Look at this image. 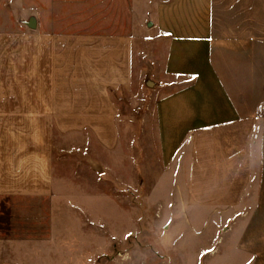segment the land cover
Returning <instances> with one entry per match:
<instances>
[{
  "label": "crops",
  "instance_id": "crops-1",
  "mask_svg": "<svg viewBox=\"0 0 264 264\" xmlns=\"http://www.w3.org/2000/svg\"><path fill=\"white\" fill-rule=\"evenodd\" d=\"M17 23L0 30V196L50 197L52 125L134 153L115 92L134 81L136 37L52 32L31 7ZM156 25L168 39L170 91L155 103L165 171L150 197L159 216L186 218L170 220L162 240L182 264H264V0H159ZM107 196L92 198L114 206ZM177 200L185 209L164 213ZM111 207L91 210L110 232Z\"/></svg>",
  "mask_w": 264,
  "mask_h": 264
},
{
  "label": "rangeland",
  "instance_id": "rangeland-1",
  "mask_svg": "<svg viewBox=\"0 0 264 264\" xmlns=\"http://www.w3.org/2000/svg\"><path fill=\"white\" fill-rule=\"evenodd\" d=\"M158 1L0 0V30L19 29L18 15L31 7L45 30L136 37L134 81L130 89L115 92L122 124L130 123L134 153H108L92 135L62 134L52 125L55 192L50 197L0 196V264H27L30 256L48 258L35 264H182L162 237L170 220L181 223L186 218L159 216L161 210L150 197L165 171L155 103L170 91L164 68L168 39L156 25ZM142 126L145 133L138 135ZM129 133L123 134V141L129 140ZM96 194L110 195L114 206L108 204L110 199L92 198ZM165 206L164 213L168 207L185 209L178 200ZM110 207L115 213L111 232L103 225L106 217L91 216V210L100 214Z\"/></svg>",
  "mask_w": 264,
  "mask_h": 264
}]
</instances>
